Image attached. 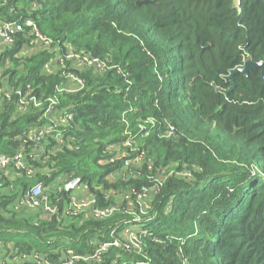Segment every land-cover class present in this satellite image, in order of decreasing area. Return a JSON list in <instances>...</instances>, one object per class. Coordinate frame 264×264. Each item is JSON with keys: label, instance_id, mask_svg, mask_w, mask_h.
I'll list each match as a JSON object with an SVG mask.
<instances>
[{"label": "trees", "instance_id": "obj_1", "mask_svg": "<svg viewBox=\"0 0 264 264\" xmlns=\"http://www.w3.org/2000/svg\"><path fill=\"white\" fill-rule=\"evenodd\" d=\"M143 1L0 0V23L31 18L50 41L28 53L25 31L0 53V88L12 93L0 104V155L22 153L25 165L0 179V243L19 264L115 240L76 264H264L262 69L236 74L226 93L233 70L264 60V0L240 10L234 0ZM69 53L105 70L75 67ZM70 75L84 87L69 91ZM28 89L40 107L21 108ZM77 178L96 207L118 209L68 215L71 192L55 186ZM40 182L58 207L51 219L16 208ZM127 229L141 252L126 247Z\"/></svg>", "mask_w": 264, "mask_h": 264}, {"label": "built area", "instance_id": "obj_2", "mask_svg": "<svg viewBox=\"0 0 264 264\" xmlns=\"http://www.w3.org/2000/svg\"><path fill=\"white\" fill-rule=\"evenodd\" d=\"M25 31L28 32L29 35L32 37V41H37L38 43H42L45 45L50 44V41L40 34L35 22L31 18H27L23 21L18 22L0 23V40L5 45H10L13 42V38L15 37V35ZM66 60H71L73 64H77L79 67L94 68L96 71H104L106 67L105 64L101 63L97 59H91L88 56H81L79 54L69 53L66 56ZM60 61L64 62V59L62 58ZM69 78L72 80L75 87L70 88L69 91H74L76 89L84 87V82L82 79H79L74 75H70ZM11 94L12 93L10 92V90H8V88L1 87L0 104L2 98L5 97L10 99ZM27 94L28 95L22 97L20 101V104L22 106L21 108L27 107L31 102L34 103L35 107L41 106V103L38 102L37 98L32 96L31 89H28ZM50 102L51 103L47 110V113H50L52 106L56 104L54 99H50ZM59 120L61 122H66L68 120V116H64L62 114L59 116ZM53 131V127L49 126L47 128H43L40 131L31 133L29 136L31 140H40V138H43L46 134L51 133ZM11 165H14V168L17 171L25 168L24 155L22 153H19L15 156L0 155V179L2 178V174L9 173L6 172V169ZM31 173L32 171L29 172V174ZM55 188L58 193H61L63 191L71 192L70 202L65 208L68 215H76L80 212L90 211V214L93 217L104 219L111 216L116 211V209H118L115 207H109L106 209H100L96 207L97 199L93 195L89 194L86 188H83L81 180L79 178L65 181L64 184L57 185L55 186ZM44 191L45 186L43 183L40 182L35 184L19 200V203L16 208L25 209L26 211H36L40 213L41 218L51 219L58 213V207L55 203L51 201V198H49V196L45 194ZM123 235L125 237V241L127 243L126 247L128 249L130 246H132L133 248L138 249L141 252L140 241L137 233H134L130 229H127L124 231ZM111 246H121V241L115 240L111 243L102 244L97 249L95 254L89 256H80L78 254L73 253L68 256L66 254L58 263L55 264H76L79 261L98 260L101 257V253L105 252ZM36 257L37 256L34 257L33 264H54L49 261L38 262V260H35Z\"/></svg>", "mask_w": 264, "mask_h": 264}, {"label": "water", "instance_id": "obj_3", "mask_svg": "<svg viewBox=\"0 0 264 264\" xmlns=\"http://www.w3.org/2000/svg\"><path fill=\"white\" fill-rule=\"evenodd\" d=\"M240 1L241 0H234V5L235 7L240 10ZM149 3V0H145L143 2H137V5L138 6H141L143 4H148ZM258 68H261L262 69V75L264 76V60H261V61H258V62H255L253 60H247L243 66H240L238 68H236L235 70H233L230 75L228 76V78L230 80H232L234 82V86L232 89H230L229 91H227L226 93H230L234 90H236L237 88V85L234 81V76L236 74H243L245 76H248L249 72H251L253 69H258Z\"/></svg>", "mask_w": 264, "mask_h": 264}, {"label": "rangeland", "instance_id": "obj_4", "mask_svg": "<svg viewBox=\"0 0 264 264\" xmlns=\"http://www.w3.org/2000/svg\"><path fill=\"white\" fill-rule=\"evenodd\" d=\"M139 159H140V157H139ZM138 159V160H139ZM138 160L136 159V160H132V161H130L131 163H133L134 165H138L139 164V162H138ZM111 180H113V179H111ZM114 181V180H113ZM147 194H149L148 192H146L145 193V195H143V196H141L142 197V202H143V208H144V210L145 211H147L148 210V208H149V206H145V197H147ZM120 196V194L119 195H117V197H119ZM128 197V196H127ZM119 200H120V198H119ZM19 260H18V258L15 256V254L13 253V252H11V250H8V251H6L5 249H4V247L1 245V243H0V264H15V263H17Z\"/></svg>", "mask_w": 264, "mask_h": 264}, {"label": "crops", "instance_id": "obj_5", "mask_svg": "<svg viewBox=\"0 0 264 264\" xmlns=\"http://www.w3.org/2000/svg\"><path fill=\"white\" fill-rule=\"evenodd\" d=\"M5 47V44L0 40V53L2 52L3 48ZM41 48V43H38L37 41H31V46L26 52H33L34 50H39ZM56 61H52L47 65V68L49 71H54L56 69ZM75 67H79L77 64H73ZM20 261H18L15 264H19Z\"/></svg>", "mask_w": 264, "mask_h": 264}]
</instances>
